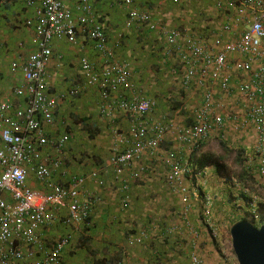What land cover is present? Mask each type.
<instances>
[{
	"label": "built area",
	"instance_id": "obj_1",
	"mask_svg": "<svg viewBox=\"0 0 264 264\" xmlns=\"http://www.w3.org/2000/svg\"><path fill=\"white\" fill-rule=\"evenodd\" d=\"M5 1L0 0V8ZM94 1L106 0H27L28 7L34 9L33 18L25 22L33 31V52L25 62H14L11 67L12 72L22 73L15 94L25 99L26 106L17 108L10 100L0 99V264H61L72 236L48 240L44 229L61 210H66L62 219L68 227L90 221L98 197L87 189V180L104 187L106 178L99 166L73 176L70 184L57 182L55 177L65 174V154L73 133L65 127L58 137H50L48 131L56 123L59 105L83 96L86 90L97 93L99 113L112 123L114 141L107 168L121 188L122 206L129 204L127 176L138 179L150 172L149 165L142 163L144 159L154 165L161 163L167 168L166 183L181 197L185 224L194 240L190 263L204 264L197 244L201 232L188 219L194 203L202 209L199 219L218 254L229 263L223 244H219L220 227L207 189L211 168L194 173L193 161L212 138L231 140L227 131L230 121L237 131L252 135L246 155L250 162L257 161L258 175L264 177V0H217L225 20L216 31L205 26L200 32L188 27L168 29L151 13L139 9L136 0H119L126 9L127 29L149 27L161 32L176 52L179 59L169 73L184 91L198 98L188 114L190 125L176 123L171 112L161 114L157 100L136 84L96 17ZM83 37L93 44L100 64L81 57L83 81L56 94L48 84L53 43L77 46ZM120 40L121 36L116 44ZM230 103L231 109L227 107ZM171 134L176 146L165 151ZM31 174L42 188L29 184ZM222 182L227 180L222 178ZM248 210L244 219L257 223L256 198Z\"/></svg>",
	"mask_w": 264,
	"mask_h": 264
},
{
	"label": "crops",
	"instance_id": "obj_2",
	"mask_svg": "<svg viewBox=\"0 0 264 264\" xmlns=\"http://www.w3.org/2000/svg\"><path fill=\"white\" fill-rule=\"evenodd\" d=\"M116 1H94L93 3L96 17L103 24L114 44L125 31V17L123 18V15H121L123 14L122 11L118 10L117 16L114 15L115 13L112 14V4ZM171 1L136 0V6L151 13L158 23L165 24V18H167L168 29H181L183 27L181 25L184 24L190 30L200 32L204 29L202 20H206V26L213 23L211 21L212 16L221 21L225 20V14L217 8L216 0L214 2L215 12L211 15L206 14L205 19L202 18V20L199 13L206 5L205 1L195 0L188 4V0H183L185 4L177 6L175 13L177 22L173 24L171 23V17L174 15V10L171 8ZM206 1L208 3V0ZM33 11V7H28L27 0H8L0 8V99L10 100L17 108L26 106L25 99L15 94V89L22 83V73L12 72L11 67L14 62H25L33 52L31 44L33 31L25 25L26 20L33 18ZM84 40L85 37L81 38L77 46L61 41L53 43V58L48 67V84L54 93H62L72 85H79L83 81L80 70L81 57H88L97 65L100 64V56L94 50L93 44ZM149 41H152V39ZM163 42L164 39L159 40V50L158 47L155 48L159 54V61L156 60V63L163 66V69L169 73V68L164 66L166 62H163ZM134 49V53L127 57L132 65L129 68L133 73V80L136 84L148 93L160 91L157 92L158 96L161 95V98H157L159 100H162L163 97L169 98L174 93L173 89L167 90L169 88L166 85L167 83L170 87L174 86L176 89H181L179 81L173 78L170 73L169 78L172 80L164 83L163 76H160V85L148 78V67L146 66L150 65H148L149 61H144L141 44L135 45ZM151 57L150 60L154 62L156 58ZM156 89L158 90L156 91ZM151 96L154 97L153 94ZM77 99H68L62 102L56 113V123L48 128L50 137H58L68 128L73 133L65 154L67 161L65 174L64 176H56L55 180L70 184V179L73 176L96 170L100 166L102 175L106 178V185L99 187L94 181L87 180V189L98 197L97 202L92 206L89 223L81 224L78 227H68L62 219L66 215V210H61L58 212V218L44 229V235L48 240H57L65 234L72 236L70 245L63 253L61 264H118L123 261L130 264H191L189 254L194 240L185 224L187 219L183 216L182 201L166 183L167 168L164 165L161 163L154 165L150 160L144 159L142 163L149 165L152 170L142 173L138 179H134L130 175L127 176L130 184L129 204L124 208L121 204V188L119 183L114 181L113 174L107 168V161L97 165L85 158L83 164H78L75 160L77 155L71 157L72 148L77 146L75 137L80 140V137H86L85 133H87L84 132L86 130H81L82 122L76 124H73V122H75L76 116L87 118L88 114L86 113L83 115L77 114L79 111L87 110L89 106L91 112L96 115L95 120H98L99 123L98 135L95 137L105 141L103 143L100 141L102 148L106 147L109 151L113 144L112 141H114L111 133L112 123L100 116L97 93L94 90H86L84 95ZM179 99L184 100L189 107L194 106L198 101V98H195L192 93H187V97ZM160 102L158 109L161 114L172 110L171 114H176L178 117L180 112H175L177 110L171 108L168 101ZM71 106H77L80 110L74 113V110L70 109ZM227 107L231 109V103ZM174 121L179 122L177 119ZM233 125L232 122L228 121L227 131ZM175 139L170 136L163 149L166 151L175 148ZM103 144L107 145L103 146ZM46 151H49L48 148ZM106 152L107 149L104 151V155ZM138 166L139 164L136 163L135 168ZM29 184L34 188H42L36 182L33 174L29 177ZM208 189L209 192L213 193L212 188ZM199 209L197 203H194L188 218L198 229L201 224L200 214L198 215ZM171 228L175 231L170 232ZM205 234L208 235L207 231ZM197 244L200 250V241Z\"/></svg>",
	"mask_w": 264,
	"mask_h": 264
},
{
	"label": "rangeland",
	"instance_id": "obj_3",
	"mask_svg": "<svg viewBox=\"0 0 264 264\" xmlns=\"http://www.w3.org/2000/svg\"><path fill=\"white\" fill-rule=\"evenodd\" d=\"M193 1L194 0H189L188 4H190ZM118 10L122 11L123 14H121V15H123V18L125 17V19H126V9L122 5L119 4V0H117L116 2H114V4H112V14L115 13L114 15L117 16ZM200 12H202V10H200ZM214 12H215V7H214V4L212 2L210 7L207 8L206 13H207V15H211ZM213 19L214 20L211 19V21L213 23H209L208 26H206V24H205V26L208 28L211 25H213V27L215 26V31H216V29L219 26H218V24L216 25L217 20L215 18H213ZM125 31H128L126 27H125ZM149 55H151V54H148V56ZM151 56L155 57L154 55H151ZM158 59L159 58H157V60ZM144 61H145V59H144ZM147 61H150V60L147 59ZM147 67H148V78L155 81L157 85H160V83H159L160 78H161L160 76H163L162 79L164 82H168V80H172L169 78L167 70L163 69V66H159L158 64H155V63H153V64L150 63V66H147ZM166 85H167V87H169L167 90H169V89L175 90L174 86L170 87V85H168V83ZM157 90L158 89H156V91ZM157 92H160V91H157ZM159 98H161V95L159 96ZM156 100H158V104H159L158 108H159L161 102L159 101V99H156ZM89 107L87 110H84V111H79L80 108H78L77 106H71L70 109L72 108L74 110V113L75 112L77 113L79 111V113L77 115H83L84 113L88 114L87 118H89L90 120H92V122H94V120L96 119L95 118L96 115L91 112V109ZM82 108H83V106H82ZM171 111L172 110H168L167 113L168 112L170 113ZM177 113H179V112H177ZM187 114H188V112H186V115ZM170 117L172 119L179 120V123L184 118L180 114H178V117L176 116V114H173ZM73 124H76V122H73ZM92 129L96 130L93 126H92ZM84 132H87V131H84ZM228 134L230 135V137L232 139V140H229V142H230L229 147L225 148L222 145V142H220L217 138H212L208 143H206L205 148H204V152H212V153L220 155L224 158V160H225V162L229 168V177L232 179L231 182L234 183V181H235V184H238V187L234 190L237 193L238 192L240 193V191H241L240 189L245 188V187L248 190H250L252 192V194L254 196H256L255 198L257 201V205L263 206L261 208H263L262 213L264 214V177L256 175V174H255V176H251L250 174L247 175L246 174V172H247L246 167L248 164L246 163V161L243 162L242 160H240V157L244 156V152L239 153V151H238L239 147L246 149V152H245V156H246L247 150L251 147L252 142H253L252 135L250 133L237 131L235 129L234 125L228 131ZM85 136L86 137H82V138L80 137V140H79V138L75 137V144L77 146L72 148L71 157L74 155H77V158L75 160H76V162H78V164H83L85 158L89 159L90 161H92L93 163H95L97 165H101L102 163H105L108 160V154L110 151V150L108 151V148H106V147L102 148L101 142L103 143L105 141H103L99 137H95L93 139L90 137L89 133H85ZM171 136H174V134H171ZM79 141H80V143H79ZM233 144H237V146L234 148ZM105 145H107V144H105ZM105 145L103 144V146H105ZM106 149H107V152L104 155V151H106ZM240 154H242V156ZM218 179L219 178H218L217 174L215 173V170L214 169L210 170V178H209V183H208L207 189L208 188L213 189V193L212 192H209V193L211 196L215 197L216 204L218 203V205H219V208L215 207V210H214V218L220 227L219 244H221V243L223 244L222 249H223L224 253L227 255V257L229 258L230 264H238L236 255L233 251L232 239H231V235H230L231 225L229 222H231L232 220L233 221L241 220V218L245 217L247 214L244 213V211H242V210H241V212H239L238 209L236 210L234 208L233 204H234L235 200L233 198H231L229 187H227L225 185V183L222 182V178L220 180H218ZM210 181H211V184H210ZM233 183H231V185ZM208 191H209V189H208ZM177 195L180 197L179 194H177ZM180 199H181V197H180ZM258 208H260V207H258ZM198 215H199V211H198ZM229 219L231 221H229ZM199 230L201 232V235H200L201 237L199 239L200 244H201L200 249L203 251L202 256H203V260L205 261V264H217V262H219V259H218L219 257L216 256V252L214 251V244H213L212 238H210L209 235L205 234L206 231H205L204 227H202L201 225L199 227Z\"/></svg>",
	"mask_w": 264,
	"mask_h": 264
},
{
	"label": "trees",
	"instance_id": "obj_4",
	"mask_svg": "<svg viewBox=\"0 0 264 264\" xmlns=\"http://www.w3.org/2000/svg\"><path fill=\"white\" fill-rule=\"evenodd\" d=\"M204 1H205L206 5L203 8L202 12L199 13V16H200L201 20H202V18L205 19L206 14H207L206 13L207 8L210 7L212 2H213V4L215 2V0H208V3H207L206 0H204ZM184 4H185V1H183V0L182 1L172 0L170 2L171 8L174 10V15L171 17V23L174 24L175 22H177V18H176V15H175L176 8H178L177 6H179V5L182 6ZM227 12H230V11H227ZM211 18H212V20H214L213 16ZM166 19L167 18H165V22L167 23ZM215 19L217 20L216 25L218 24V26H220V24L223 21L219 20L216 17H215ZM159 23L163 27H167V24H168V23L164 24V23H161V22H159ZM205 23H206V20H202L203 26L205 25ZM181 26H183L181 29L186 27L184 24L181 25ZM208 28H210L212 31L215 30V26L213 27V25H211ZM206 29H207V27H206ZM127 30L128 31H124L122 33L120 43L115 44L116 45L115 46V51L117 53L118 58L121 61L127 63L128 66L131 67L132 65H131L130 61H128V57L127 56L128 55H132L134 53V51H135L134 46L132 47V45L138 46L140 44H141V50L144 52L143 57H144L145 61H147V59L150 60L152 58L150 55H149V58H148V56H146L147 54H151V55H154L155 58L156 57L159 58L158 51H156L155 48L158 47L159 40H161V39L163 40L164 39V42H163V50H164L163 62H166L164 66L166 68L168 67L169 70H170V68H173L174 66H176L177 61H178L177 59H179V58L176 55V52L174 51V49H172V47L170 48L169 44L167 43L165 37L163 36V34L161 32L152 31L149 27H143V28L136 27V28L127 29ZM155 36H156V38H155ZM150 39H152V41H149ZM158 50H159V47H158ZM157 58L154 60V62H155V64L159 65V63H156ZM158 61H159V59H158ZM154 62L151 61V60L149 61V63H152V64ZM149 63H148V65H150ZM137 65H139V64H137ZM132 75H133V73H132ZM168 75H169V73H168ZM133 79H134V77H133ZM143 92L145 93V95H147V96H149L151 98L153 97V96H151L152 94L154 95L153 98H156V99L159 98V96H160V95L158 96V93L155 92V91H154L155 93L154 92L148 93V91L143 89ZM185 97H187V92L184 91V89H182V88L181 89H176L175 88L174 93H172L171 96H169V98L163 97V99L159 100V101H168V103H170V105H171V108L178 110L180 112L179 114L185 118V119L183 118V120H181L180 124H182V125H190V124H192V120L188 118V114L190 113V109L192 108V106L189 107L187 105V103H185L184 100L179 99V98H185ZM186 112H188L187 115H186ZM75 122L76 123L82 122L83 126L81 127V130H86L87 133L90 134L91 138H95V136L98 135V129H97L98 128V124H99L98 120H95L94 122H92V120H90L89 118H82L80 116H77V117H75ZM92 126L94 128H96L97 130L92 129ZM229 143L230 142L227 139V141L222 142V145L225 148H227V147H229ZM205 145H206V143L203 144V146H205ZM233 146L235 148L237 146V144H233ZM238 151H239V153L244 152V156H242V154H240L242 156V157H240V160H242L243 162L246 161V163L248 164L247 167H246V169H247L246 174L247 175L250 174L251 176H255V174L258 175V170H257L258 163H257V161L254 160V159L251 162L249 161L247 155L245 156L246 149H243V148L239 147ZM193 163H194V166H193L194 173H196L199 170H202L204 168H213L215 170V173L217 174V176L219 178L218 180H220L221 178L226 179L227 183H225V184L230 189L231 198H233L235 200L234 204H233L234 208L236 210L238 209L239 212H241V210L246 212V213L250 212V210H248V209H251L252 202L254 201V198L256 196H254L252 194V192L250 190H248L246 187H245L246 189L245 188L240 189L241 190V191L239 190L240 193L239 192L237 193L234 190V189H236L238 187V184H235V182L234 183L231 182L232 179L229 177V168H228V166H227V164H226V162H225V160H224V158L222 156L217 155V154L212 153V152H204L203 154H201V156L197 160L193 161ZM231 183H233V184L231 185ZM213 200H214V210H215V207L219 208V205H218V203L216 204L215 197H213ZM257 207H260V208H258L260 219H259V221L257 223L256 222H254V223L257 226H261L262 224H264V214L262 213L263 208H261L263 206H258L257 205ZM199 214H200V217H201L202 209H199ZM241 219H244V217L241 218ZM229 221H231V220L229 219ZM237 221H239V220H235V221L232 220L229 223L232 226ZM200 223H201L200 225L202 227H204L202 225L201 221H200ZM214 251L216 252V256L219 257L218 258L219 262H217V264H230V262L226 263V261L223 260L221 255L218 254V249H217L215 244H214ZM198 253L200 254L201 258H203V256H202L203 255V251L201 249L198 251ZM120 263L121 262H119L118 264H120ZM204 264H205V261H204Z\"/></svg>",
	"mask_w": 264,
	"mask_h": 264
},
{
	"label": "water",
	"instance_id": "obj_5",
	"mask_svg": "<svg viewBox=\"0 0 264 264\" xmlns=\"http://www.w3.org/2000/svg\"><path fill=\"white\" fill-rule=\"evenodd\" d=\"M230 235L238 264H264V224L241 219L231 226Z\"/></svg>",
	"mask_w": 264,
	"mask_h": 264
}]
</instances>
